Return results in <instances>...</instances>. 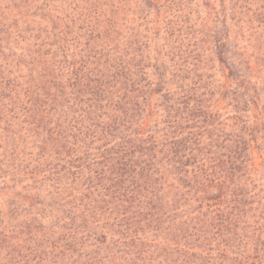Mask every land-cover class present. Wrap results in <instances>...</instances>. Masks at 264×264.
I'll return each instance as SVG.
<instances>
[{
	"label": "trees",
	"instance_id": "16d2710c",
	"mask_svg": "<svg viewBox=\"0 0 264 264\" xmlns=\"http://www.w3.org/2000/svg\"><path fill=\"white\" fill-rule=\"evenodd\" d=\"M0 264H264V0H0Z\"/></svg>",
	"mask_w": 264,
	"mask_h": 264
}]
</instances>
